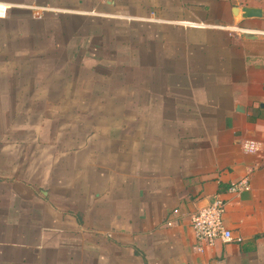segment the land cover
<instances>
[{"label": "crops", "instance_id": "0c3cea01", "mask_svg": "<svg viewBox=\"0 0 264 264\" xmlns=\"http://www.w3.org/2000/svg\"><path fill=\"white\" fill-rule=\"evenodd\" d=\"M0 264H264V0H0Z\"/></svg>", "mask_w": 264, "mask_h": 264}, {"label": "built area", "instance_id": "2783aa9c", "mask_svg": "<svg viewBox=\"0 0 264 264\" xmlns=\"http://www.w3.org/2000/svg\"><path fill=\"white\" fill-rule=\"evenodd\" d=\"M256 148L253 143L244 145L246 152H255ZM248 191H250V183L247 177L231 183L227 188V193L229 194H239ZM225 206V200L217 195L191 215V230L199 252L212 247L217 241L223 244L240 243L242 241L241 238L234 237L223 223Z\"/></svg>", "mask_w": 264, "mask_h": 264}, {"label": "water", "instance_id": "95a60500", "mask_svg": "<svg viewBox=\"0 0 264 264\" xmlns=\"http://www.w3.org/2000/svg\"><path fill=\"white\" fill-rule=\"evenodd\" d=\"M243 18H256L261 16V11L253 8H243Z\"/></svg>", "mask_w": 264, "mask_h": 264}, {"label": "rangeland", "instance_id": "374dc122", "mask_svg": "<svg viewBox=\"0 0 264 264\" xmlns=\"http://www.w3.org/2000/svg\"><path fill=\"white\" fill-rule=\"evenodd\" d=\"M56 72H60L61 73V70L64 69L62 66L60 67H56ZM19 71L22 72V74H24V72H28V67L27 68H24V69H20L19 68ZM20 87L24 88V89H27L29 88V82H25L23 84H20V83H17Z\"/></svg>", "mask_w": 264, "mask_h": 264}]
</instances>
